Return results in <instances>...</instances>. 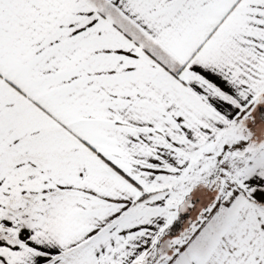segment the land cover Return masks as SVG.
<instances>
[{
    "label": "snow or ice",
    "instance_id": "6c2138e0",
    "mask_svg": "<svg viewBox=\"0 0 264 264\" xmlns=\"http://www.w3.org/2000/svg\"><path fill=\"white\" fill-rule=\"evenodd\" d=\"M0 264H264V0H0Z\"/></svg>",
    "mask_w": 264,
    "mask_h": 264
}]
</instances>
